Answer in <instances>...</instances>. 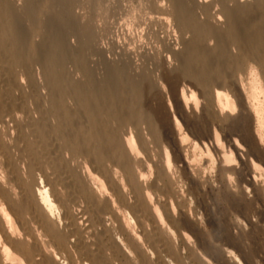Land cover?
Listing matches in <instances>:
<instances>
[{"label":"bare ground","instance_id":"1","mask_svg":"<svg viewBox=\"0 0 264 264\" xmlns=\"http://www.w3.org/2000/svg\"><path fill=\"white\" fill-rule=\"evenodd\" d=\"M40 1L21 0L22 4L18 7L12 0H0V30L5 31L11 37L13 51H16L17 58H20L16 64L21 65L22 61L27 59V62L41 66L49 75L47 81L52 83L55 80H61L62 69L68 60L75 66L80 63L77 56L68 49L66 44L68 35L76 36L79 46L83 47L85 56L88 54L100 56L101 53L96 46V36L90 23L82 25L80 20L73 15L72 8L76 0H47L50 2L51 17L38 21L36 12ZM168 1L171 5L170 17L173 19L176 31L182 41L184 35L188 33L193 38H199L201 35L198 41H208L206 37L209 33L211 39H215L217 45L220 46L222 36L225 34L234 37V46L237 48H241L246 39H251L257 46L264 45L263 0H250L249 4L243 3V0ZM230 2L234 4L233 7L229 5ZM213 6L218 8L217 15L224 19L222 24H216L221 22L217 17V21H212L213 18L210 15ZM154 8L160 9V6L153 4ZM197 11L202 13L205 18H198ZM164 19L166 22L168 21L166 18ZM241 19H245L244 23L251 24L244 33L240 27ZM157 21L160 25V21L164 20L162 18ZM197 32L201 34L198 35ZM38 34L41 37L49 34L51 38L49 40L42 38L43 40L40 39L37 42L34 38ZM44 48L48 49L47 52L43 50ZM188 51L191 54L189 55L191 64L186 69L170 67L168 60L169 63L156 54L152 56L151 60L149 59L150 62L152 61L151 66L154 70L167 72L163 79L166 80V85L174 93L173 104L168 101L159 109H153L150 103L155 96L166 92L165 86L162 85L159 78L157 79L158 85V82L151 76L153 72L147 71L145 62L137 65L129 59L121 61L120 66L124 69H120L118 64H109L112 68V71L108 72L107 76L109 77L99 79L96 81L97 85L91 84V77L87 74L88 81L87 84H84L85 86L82 84L71 86L72 95L82 93L86 98L88 97L85 104L90 116L96 115L95 111H98L100 120L112 124L110 129L97 128L92 120L91 127L87 131H83L88 134V141L94 151L90 160L93 164H98L96 167L102 168L103 172L96 175L83 166L81 173L72 178L76 192L85 200L84 204L85 202L88 204L79 212L77 211V215H70L66 206L60 205L59 202L62 211L55 215L56 206L49 196L47 187L43 185V181L38 182L34 178L32 164L28 163V178H21L12 162L10 146L2 142L0 137V157L4 159V161L0 160V264H111L112 259L121 264H182L183 258L179 254L180 247L187 253L190 260L193 259L198 264L210 262L207 252H209L211 241L209 242L201 230L200 218L189 208V205V207L187 206V199L197 202L203 197L205 182L202 173L204 175L206 170L211 165L214 167L216 163L213 159H209L211 156L210 145L219 151L218 175L225 183L226 191H232L228 185L231 181L229 169L235 165H231V163L236 161V158L228 151V148L229 145L237 147V143L234 139H227V148L224 147L212 121L218 120L225 124L237 107L236 102L228 94L219 90V92H214L215 94L207 103L200 105L199 99L196 100L197 98L194 96L196 92L194 93L192 90L189 94L185 89H180L178 82L175 83L171 78L174 73L190 80L196 87L202 86V82L199 81L200 75L196 73L195 66L192 64L196 63L195 58L205 65L212 63L209 52L204 51L200 55H196L193 49L190 48ZM169 53L174 59L180 60L181 65H184L179 57L180 52L170 50ZM184 54L186 55L185 52ZM258 55L251 57L255 64L260 57H263V55ZM220 56L222 55L220 54ZM224 57L226 56L224 55ZM113 66H116L115 70H113ZM1 75L4 76L3 73ZM92 76L94 77L93 74ZM110 77L113 79L112 82L108 81ZM237 83L239 91L246 94L240 80ZM12 84L11 86L15 88ZM123 94L128 97L120 100ZM7 106L2 107L1 105L2 110L6 113V118L7 114L10 115L8 110L10 107L7 108ZM13 106L12 108H15L14 104ZM125 107L126 109H124ZM127 107L130 111L127 110ZM3 113L1 112L4 116ZM11 113L13 114V112ZM196 114L203 121L204 125L202 124V126L204 127L201 129H197V127L196 130H193L190 117ZM9 117L10 122L16 125L17 117L15 118L14 115ZM179 118L185 122V131ZM46 126L48 125L46 124ZM32 130L34 129L32 128ZM143 130L147 133L144 134ZM188 134L195 136L194 143L190 148L186 146V141L189 140ZM62 140L64 141V139ZM53 143L51 145H54ZM136 143L140 146L144 157L140 156ZM22 145L24 146V144ZM25 147L27 146L25 145ZM201 148L207 151V158L201 156L200 150L203 151ZM41 149H43L42 146ZM77 151L76 149L72 151L74 156ZM198 151L199 155L208 161L202 162L198 158ZM56 154L59 153L56 152ZM44 155L46 156V154ZM59 159H61L60 154ZM253 167L258 170L255 163H253ZM38 174L40 173L38 172ZM176 175L180 182L183 180L181 191L177 190ZM260 176H258L259 180ZM258 178L255 174L245 175V182L252 187L257 198L264 203V189L256 187ZM57 180L59 182L58 178ZM71 186L68 187L72 188ZM49 188L52 189L50 186ZM235 188L243 191L237 186ZM52 192L58 196L56 190L52 189ZM72 204L74 205V203ZM128 212L134 216L138 232L135 231L136 227L132 226V219L128 216ZM104 235H108L107 241L111 242V259L105 256L106 249L101 246V241H103L101 238ZM230 235L233 239V235ZM173 240L177 242L178 246L173 243Z\"/></svg>","mask_w":264,"mask_h":264},{"label":"rangeland","instance_id":"2","mask_svg":"<svg viewBox=\"0 0 264 264\" xmlns=\"http://www.w3.org/2000/svg\"><path fill=\"white\" fill-rule=\"evenodd\" d=\"M194 1L201 2L203 0ZM208 1L212 2L214 0ZM249 1L250 0H243V3L249 4ZM12 2L15 5L17 4L18 7L22 4L21 0H12ZM153 4L160 6V9H153ZM49 5L50 2L47 0H41L38 3L36 12L38 21H43L50 16ZM229 5L231 7L234 6L231 2ZM214 7L215 6L212 8L213 10L211 11L210 17L213 18L212 21L214 22L215 20L217 21V18H220L221 22H217L216 24H222L224 19L217 15L218 8ZM72 12L74 17L80 20L82 25L90 23L96 36V46H98L97 48L101 55L90 56L88 54L85 56L83 54V47L79 46L80 44H78L76 36L71 34L68 35V39L66 40L68 49L77 56L80 63L75 66L68 60L65 63L64 69H62L63 77L61 80L58 79L52 83L47 81L49 75L41 66L29 63L26 61L27 59L24 58H22L24 60L21 65L16 64V61L20 58H17L16 51H13L11 37L5 31L0 30V70L2 68V72L0 71V102H4H1L2 104L0 103V137L2 142L10 146L12 162L15 164L19 176L23 179L28 178V163L30 162L32 164L34 178L38 182L43 181V185L48 189L49 196L56 206L55 210L57 211H55V215L61 213L62 207L60 208V205L62 204L66 206L70 215H77L78 212L88 204H86V202L84 204L83 201L85 200L76 192L75 186L73 187L72 178L74 175L81 173L83 166L87 167L88 170L96 175L103 172L102 168L96 167L98 164L95 165L92 160H90L94 151L88 141V134L83 131H87V129L91 127L92 120L97 128L110 129L112 124L100 120V113L98 111H95L96 115L90 116L88 107L85 104L88 97L86 98L82 93H78L75 96L72 95L70 91L71 86L73 84H82V86L87 84V74L91 77V84L97 85L96 81H99V79L103 77H109L107 76L108 72L112 71L109 64H118L120 69H122L123 67L120 66L121 61L129 59L137 65L145 62L147 71L149 73L153 72L151 76L158 82V85L159 81H157V79L159 78L162 85L165 86L166 92L164 91L155 96L150 103L153 109H159L163 104L168 103V101L173 104L174 93L166 85V80L163 79V76L167 74V72L154 70L151 66L152 61L150 62V60L152 56L156 54L165 62L168 60L170 62V67L186 69V67L191 64V56H189L191 54H189L190 52L188 51L190 48L196 52V55H200L204 51L209 52L212 63H214H211L212 66L202 64L197 58H195L196 63L194 62L192 64L195 66L196 73L200 75L199 81L202 82V86H194L193 82L181 77L177 73H174L171 78L175 83L178 82L180 89H185L189 94L192 90V92H196L194 96L197 98L196 100L199 99L200 105L207 103L216 91L228 94L236 102L235 105L237 109L233 114H230V119L227 120L228 122L223 124V122L218 120L212 121L224 147L227 146V139H234L237 143V147L229 145L228 148V151L236 158V161L231 163V165H235L229 169L231 181L228 185L232 188V191H226L225 183L222 182L218 175L217 161H219V151L210 145L209 150L211 156L209 159H213L216 163L214 167L211 165L204 175L202 173L205 184L203 197L200 198L201 200L198 199L197 202H193L187 199V206L189 205L190 207H188L200 218L201 230L204 232L209 242L211 241V247L209 246V252H207L208 261H210L208 264H264V203L261 199L257 198V194L255 195L252 187L245 182V175L255 174L256 178L261 175L260 180L259 178L257 179L256 187L258 189H264V45L257 46L251 39H246L241 48H237L234 46V37L225 34L222 36L220 46L217 45L215 39H211V34L209 33L206 37L208 41H198V39L201 38V33L199 34V32H197V34L200 35V37L198 36L199 38H193V36L188 33L184 35V40L182 41L176 31L173 19L170 17L171 5L168 0H76ZM196 15L198 18H205L199 11L196 12ZM162 18L164 21H160L159 25L157 19ZM164 18L168 21L166 22ZM244 20L245 19H241L240 23L243 33L251 26L250 23H244L246 22ZM165 22L166 24H164ZM42 38L49 40L51 35L46 34L44 37H41V35L39 36L38 34L34 40L38 42ZM259 48L260 50H258ZM43 50L47 52L48 49L44 48ZM170 50L180 52L179 57L182 59L184 65H181L180 60L174 59L170 55ZM223 53H225L224 55L226 57H224ZM220 54L222 56H220ZM258 54L263 55V57H260L255 64L251 60V57ZM115 69L116 66H113V70ZM2 73L4 76L1 75ZM215 73L219 74L216 75ZM2 77L3 79H1ZM238 80H240V84L246 94L239 91L237 85ZM108 81L112 82L113 79L110 77ZM11 84L15 88H13ZM124 96L123 94L120 100L128 97L127 95ZM13 104L15 108H12L14 107ZM1 105L2 107H10L8 109L10 115H14L15 118L17 117L16 125L10 122V115L7 114L8 117L6 118V113L2 110ZM124 109H126V107ZM127 110L130 111L128 107ZM76 111L79 113V116ZM118 111L121 112L120 109H118ZM1 112H4L3 114L5 115L3 116ZM11 112H13V114ZM16 112L17 114H15ZM198 115H194L195 118L194 116L190 117L192 118L191 127L193 130L197 127V129L204 127L202 126L204 123ZM183 121V119L179 118V122L184 127L183 130L185 131L186 125ZM46 124L48 126H46ZM32 128L34 130H32ZM51 132L52 134H50ZM67 133H70V136ZM143 133L146 134L147 131L143 130ZM188 138L189 140L186 141V146L190 148L194 143L195 136L193 134H188ZM62 139H64V141ZM21 140L23 141L21 142ZM51 143L54 145H51ZM22 144H24V146ZM25 145L27 147H25ZM136 145L140 156L144 157L140 146L137 143ZM41 146L45 152L41 149ZM75 149L78 151L74 156L72 151ZM49 150H51L52 153L51 151L49 152ZM53 150L56 151L54 152ZM56 152L60 154L61 159H59V154L57 155ZM200 152L202 153L201 156L206 157L207 151L203 149V151L200 150ZM200 152H197L198 155ZM43 153L46 154V156ZM29 155L32 156L30 157ZM201 156L199 155L198 158L202 160V162L205 161L207 157L204 158ZM241 156L242 159H240ZM0 160L4 161L1 157ZM71 163L73 164L72 166ZM89 163L92 167L89 166ZM209 163L211 164V161ZM253 163L258 166V170H255ZM3 171L5 172V168ZM38 172L40 174H38ZM234 172L236 174H232ZM148 177L150 178V176ZM66 179H68V182ZM175 181L177 190L181 191L183 189V180L180 182L176 175ZM44 182H47L49 185ZM49 186L53 190H56L58 196L53 194ZM236 186L242 188L243 191L241 192L235 188ZM70 202L74 203V205H71ZM260 203L263 204L261 205ZM204 204L206 205L205 207ZM74 212L77 213L74 214ZM128 216L132 219V226L134 228L136 227L135 231L138 232L139 229L135 223L134 216L129 212ZM216 222L218 225L215 224ZM230 234L233 235V239ZM108 238V235L102 236L101 240L104 242L101 241V246L106 249L105 256L111 259V242L107 241ZM173 243L178 246L175 240H173ZM181 249L180 247L179 254L183 258L182 264H198L195 260H190L187 253ZM111 264L121 263L112 259Z\"/></svg>","mask_w":264,"mask_h":264}]
</instances>
